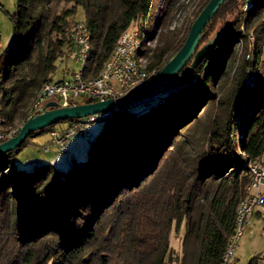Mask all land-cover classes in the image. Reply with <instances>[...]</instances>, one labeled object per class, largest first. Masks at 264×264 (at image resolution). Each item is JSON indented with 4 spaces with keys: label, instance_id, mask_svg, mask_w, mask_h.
Instances as JSON below:
<instances>
[{
    "label": "trees",
    "instance_id": "1",
    "mask_svg": "<svg viewBox=\"0 0 264 264\" xmlns=\"http://www.w3.org/2000/svg\"><path fill=\"white\" fill-rule=\"evenodd\" d=\"M158 1L169 0H16L8 12L12 37L0 51L3 123L24 119L57 62L70 57L78 6L91 43L84 70L92 77L121 32L142 12L154 15ZM207 2L199 0L181 36L161 32L149 66L159 71ZM219 22L221 37L184 82L103 117L85 159L67 169L16 167L13 153L41 129L0 153V264H165L175 255L171 232L182 228L178 264H221L247 164L264 157V0H224L200 44ZM230 57L235 65L227 70Z\"/></svg>",
    "mask_w": 264,
    "mask_h": 264
},
{
    "label": "built area",
    "instance_id": "2",
    "mask_svg": "<svg viewBox=\"0 0 264 264\" xmlns=\"http://www.w3.org/2000/svg\"><path fill=\"white\" fill-rule=\"evenodd\" d=\"M153 15L142 12L138 18L121 32L114 47L102 64L98 73L92 77L85 75V65L91 49L90 35L85 20L75 21L69 31L73 45L72 59L78 65L76 69L61 79H48L37 89L32 98L26 117L12 124H4L0 117V142L16 135L24 121L33 111L47 100L53 99L60 106H69L88 101L118 98L129 90L149 82L157 74V68L149 66V56L145 60L144 46L148 42L149 23ZM174 88L172 86L166 91ZM163 92L145 96L114 110L92 113L65 120L64 124L53 125L45 130L49 134L42 146L44 151L51 148L64 150L71 138L86 129L89 122L103 118L116 110H132L148 101L155 100ZM249 180L245 186V195L237 204L234 229L228 236L221 264H228L234 250L235 241L241 235L252 217L264 218V157L251 160L247 164Z\"/></svg>",
    "mask_w": 264,
    "mask_h": 264
},
{
    "label": "rangeland",
    "instance_id": "3",
    "mask_svg": "<svg viewBox=\"0 0 264 264\" xmlns=\"http://www.w3.org/2000/svg\"><path fill=\"white\" fill-rule=\"evenodd\" d=\"M199 0H169L158 1L155 5V12L149 23L148 42L144 46L145 60L152 54L153 49L159 43L160 34L163 31L177 30L180 36L193 18L195 8ZM16 0H0V51L10 42L12 37V23L8 12L15 8ZM250 5L245 3L244 9H248ZM84 13L81 6H78L76 14L70 17L71 25L83 19ZM220 22L217 24V28ZM243 29V26H241ZM254 37L252 32L248 35L247 49L253 47ZM241 43H235L234 48H240ZM241 51V50H239ZM73 51L70 57L64 61L57 62V69L54 79H58L63 75V70L76 69L78 65L72 59ZM233 58L228 61V69L233 68ZM30 100V99H29ZM28 104V103H27ZM18 121V120H16ZM15 121V122H16ZM64 121L57 122L55 125H63ZM104 124V119L99 117L97 120L88 123L86 129L74 135L67 148L57 150L51 148L44 151L42 146L49 138L48 132L41 129L39 133L27 137L25 144L12 155V164L21 169H32L34 165L49 162L59 169H67L73 160H83L87 157V151L90 142L94 139L97 132ZM184 228L179 232L172 230L170 236V245L174 249V254L179 256L182 254V235ZM175 255L166 261L165 264H178ZM177 256V257H178ZM253 256H257L256 264H264V218L258 216L252 217L250 222L245 225L241 235L236 239L233 253L228 264H247Z\"/></svg>",
    "mask_w": 264,
    "mask_h": 264
},
{
    "label": "water",
    "instance_id": "4",
    "mask_svg": "<svg viewBox=\"0 0 264 264\" xmlns=\"http://www.w3.org/2000/svg\"><path fill=\"white\" fill-rule=\"evenodd\" d=\"M223 1L208 0L193 19L182 45L167 58L164 65L149 82L129 90L118 98L88 101L69 106H60L53 99L47 100L24 121L16 135L0 142V153L15 149L32 132L59 120L111 111L117 106H125L145 96L165 92L172 86L183 83L190 71L216 45L222 35L223 26H220L207 40L200 44L206 24ZM189 60L190 63L187 64Z\"/></svg>",
    "mask_w": 264,
    "mask_h": 264
},
{
    "label": "crops",
    "instance_id": "5",
    "mask_svg": "<svg viewBox=\"0 0 264 264\" xmlns=\"http://www.w3.org/2000/svg\"><path fill=\"white\" fill-rule=\"evenodd\" d=\"M70 72L71 70H63V75L60 78L67 76Z\"/></svg>",
    "mask_w": 264,
    "mask_h": 264
}]
</instances>
